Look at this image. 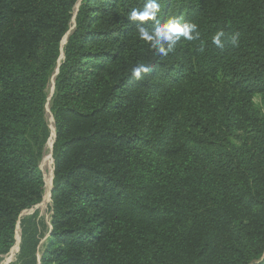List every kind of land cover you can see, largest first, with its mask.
I'll list each match as a JSON object with an SVG mask.
<instances>
[{"label":"trees","instance_id":"16d2710c","mask_svg":"<svg viewBox=\"0 0 264 264\" xmlns=\"http://www.w3.org/2000/svg\"><path fill=\"white\" fill-rule=\"evenodd\" d=\"M159 2L200 39L157 56L126 18L141 0H0V256L20 227L13 264H264V117L249 100L264 95V0ZM218 30L238 46L216 48ZM60 52L38 257L20 214L44 191ZM137 62L155 70L133 79Z\"/></svg>","mask_w":264,"mask_h":264},{"label":"clouds","instance_id":"9594fccd","mask_svg":"<svg viewBox=\"0 0 264 264\" xmlns=\"http://www.w3.org/2000/svg\"><path fill=\"white\" fill-rule=\"evenodd\" d=\"M142 8H133L127 15V20L136 23V31L139 39L146 42L157 56L164 57L172 52L181 39L194 41L200 39L198 25L195 22H180L176 17H168L161 20V4L159 0H141ZM151 21V25L146 24ZM240 33H225L224 30L216 31L211 38V43L223 50L226 44L238 46ZM154 66L149 63L137 62L131 69L133 79H141L142 73L154 71Z\"/></svg>","mask_w":264,"mask_h":264},{"label":"rangeland","instance_id":"374dc122","mask_svg":"<svg viewBox=\"0 0 264 264\" xmlns=\"http://www.w3.org/2000/svg\"><path fill=\"white\" fill-rule=\"evenodd\" d=\"M96 1V0H95ZM225 1L229 6L232 4V0H223ZM76 12V6L72 8L71 13L72 19H71V27L73 26L74 22V15ZM68 34V33H67ZM66 34V36H67ZM66 39V38H65ZM65 39L63 38L62 43L65 42ZM61 43V44H62ZM63 55L62 52H60V55L57 59V64L55 69H53V74H51V77L46 85V100H45V120L49 127V136L44 143L43 146V155L40 160L38 170L42 175V181L44 183V191L41 200L34 204L31 207H28L24 209L20 214V219H24V217L31 216V224L32 227L35 228V232L37 235V238L39 239L38 247L36 255L39 257L42 253V250L47 244L48 236H49V219H50V195H49V189L51 186L52 181V146L53 142H51L50 147L47 146V142L51 138L52 129H54L52 117L49 112V104L50 99L53 93V86H54V77L57 73V66L60 63V60H62ZM252 106L255 108L257 113L264 117V95L262 93H254L249 98ZM48 105V106H47ZM52 127V128H51ZM54 131V130H53ZM241 131H237L234 133L230 141L234 145H238L240 143V136ZM53 136V135H52ZM53 139V138H52ZM54 141V139H53ZM49 156V157H48ZM45 157V158H44ZM48 194L47 198L45 196ZM19 231V237H20V227L16 228ZM20 239V238H19ZM11 249L6 253L0 256V264H13L17 260V254L18 249L14 253H10Z\"/></svg>","mask_w":264,"mask_h":264},{"label":"bare ground","instance_id":"6f19581e","mask_svg":"<svg viewBox=\"0 0 264 264\" xmlns=\"http://www.w3.org/2000/svg\"><path fill=\"white\" fill-rule=\"evenodd\" d=\"M47 106H48V105H47ZM51 128H52V127H51ZM52 133H53V130H52ZM52 135H53V134H51V138H50L49 141L47 142V143H48V144H47L48 147H50V145H51L52 138H53ZM48 157H49V156H48ZM44 158H45V157H44ZM47 196H48V194L45 196L44 199H46ZM19 238H20V237H19V231L17 230L16 235H15V244H14V246L11 248L10 253H11V252L14 253V252L18 249V247H19V241H20Z\"/></svg>","mask_w":264,"mask_h":264},{"label":"water","instance_id":"95a60500","mask_svg":"<svg viewBox=\"0 0 264 264\" xmlns=\"http://www.w3.org/2000/svg\"><path fill=\"white\" fill-rule=\"evenodd\" d=\"M77 5H78V4H77ZM77 5H76V6H77ZM65 38H66V35L64 36V39H65ZM52 130H53V129H52ZM52 134H53V139H54V131H53ZM53 139H52V142H53ZM51 173H52V171H51ZM51 189H52V185L50 186V189H49V195H50V191H51Z\"/></svg>","mask_w":264,"mask_h":264}]
</instances>
